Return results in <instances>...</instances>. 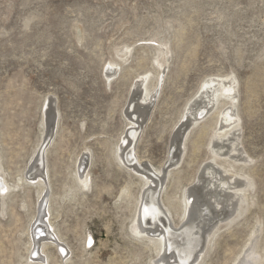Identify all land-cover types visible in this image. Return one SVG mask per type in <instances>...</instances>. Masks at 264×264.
Returning a JSON list of instances; mask_svg holds the SVG:
<instances>
[{"label":"rangeland","instance_id":"374dc122","mask_svg":"<svg viewBox=\"0 0 264 264\" xmlns=\"http://www.w3.org/2000/svg\"><path fill=\"white\" fill-rule=\"evenodd\" d=\"M108 61L118 64L110 81ZM158 64L165 68L156 96L131 115L125 111L130 89L145 72L151 88ZM210 76L236 80L245 155H233V170L242 176L235 182L244 198L226 220L213 213L205 230L219 222L194 264H236L249 249L255 263L244 264H264V0H0L1 172L11 185L31 166L34 176L43 173L45 212L49 207L53 228L68 245L67 264H154L159 258L156 244L130 229L139 181L116 148L132 120L128 149L135 160L160 168L175 130L186 125L187 104L204 100L197 95ZM223 105L218 99L190 124L178 169L165 180L160 200L169 202L175 225L181 224L182 193L196 185L202 169L222 172L209 142L212 111ZM210 144L221 146L215 139ZM76 168L88 172L87 187L73 176ZM29 184L10 198L0 196V264H59L50 246L48 259L27 256V227L40 202ZM87 236L95 242L91 249L84 248Z\"/></svg>","mask_w":264,"mask_h":264},{"label":"bare ground","instance_id":"6f19581e","mask_svg":"<svg viewBox=\"0 0 264 264\" xmlns=\"http://www.w3.org/2000/svg\"><path fill=\"white\" fill-rule=\"evenodd\" d=\"M162 49V47L156 48L157 51L163 54L164 49ZM117 68V63L108 61L104 72L106 80L110 81L117 74ZM164 68L165 65L158 64L155 81L152 83L151 88L147 86L150 76L149 72H145L139 76L133 84V91L130 89V98L127 102L126 112L130 111L131 115L132 113H138L142 107H146L150 101L152 102L158 92ZM109 69L110 71L112 69V72H109ZM139 93H144V95L137 97ZM197 96L200 97L199 99L204 98V100H201L198 106H195L192 102L187 104L182 116L185 119L186 125L183 129L178 127L175 130L170 143L169 157L160 168H155L151 164L147 165L146 162L144 163L139 159L135 160L132 151L128 149L130 146V137L127 133L132 131V135L136 131L133 128L134 126L132 127L134 124L132 120L128 131L122 137L120 146L116 148L118 157L123 162L126 161L125 156H127L128 162L126 161V166L136 176V182L139 181L135 219L130 225V229L147 242L156 244L158 250L157 256L159 255V258L157 260L154 258V264H186L195 257L190 263L194 264L201 256L203 248L199 249V247L210 236V230L216 228L219 221L226 220L234 213L238 214L236 212L237 207H235V202L244 198V190L241 184L235 182L236 178L242 176L233 170L235 163L233 155L235 153L239 154L241 160L244 159L245 155L238 141L239 116L236 112L235 105L237 99L236 80L229 76L224 78L207 77L202 81ZM218 99H222L224 105L221 109L212 111L216 116V126L212 134L213 136L210 138L209 147L212 152L211 160L222 172H217L210 166L202 169L196 177V185L193 188L184 190L182 193V211L179 213L181 224L175 225L171 210L168 206L169 202L166 204L160 200L163 189L167 188L164 185L165 180L171 171L178 169L182 148L184 147L185 139L183 140V136L187 134L186 132L190 128V124H195L198 119L202 120L204 114H208L214 108ZM47 102V107H50L51 100H47ZM213 139L221 142V146L211 145L210 143ZM41 149L37 151L36 155L41 153ZM174 149L175 151L173 152ZM179 149L180 151H178ZM85 154H81L78 158L77 167L80 166L83 161V155ZM221 158H224V163L221 162ZM218 160L220 161L219 163ZM35 161L37 160H34L33 163H36ZM31 167L25 176L17 178V182L12 185L4 178L0 168V196L2 199L10 198L11 193L16 187L21 186L22 183L35 185L38 192L37 197L40 199V202L37 215H34L30 219L27 227V256L30 255L33 258H37V255L42 253L48 259L50 254L48 253L47 247L50 246L55 249L57 258H59V264H67L69 260L67 257L69 253L68 245L62 242V239L53 228V223L48 217L51 215L50 208L48 207L47 213L45 212L47 206L44 204V196H46L45 194L47 193L49 183H45L41 179L43 173L34 176L32 172H29L32 171ZM78 169L76 168L73 176L84 187H87L89 184L88 172L86 169H82L79 173ZM126 189L124 187L123 192ZM213 213L217 215L216 217L219 218V221L215 218L217 222L209 229V232L205 229L209 226L212 220L211 217H214ZM87 239L88 236L85 242ZM197 251L198 253L196 254ZM178 252L179 254H177ZM249 258L251 261L254 259L255 263L256 257L253 249H249L246 254L244 252L237 259L235 258L236 264L247 263L249 262ZM23 264H28L27 260ZM249 264H252V262Z\"/></svg>","mask_w":264,"mask_h":264},{"label":"built area","instance_id":"2783aa9c","mask_svg":"<svg viewBox=\"0 0 264 264\" xmlns=\"http://www.w3.org/2000/svg\"><path fill=\"white\" fill-rule=\"evenodd\" d=\"M92 238V239H91ZM95 245L94 239L92 236H90V238L87 239V241L84 244V248L85 249H91L93 248Z\"/></svg>","mask_w":264,"mask_h":264},{"label":"water","instance_id":"95a60500","mask_svg":"<svg viewBox=\"0 0 264 264\" xmlns=\"http://www.w3.org/2000/svg\"><path fill=\"white\" fill-rule=\"evenodd\" d=\"M172 252V251H171Z\"/></svg>","mask_w":264,"mask_h":264}]
</instances>
